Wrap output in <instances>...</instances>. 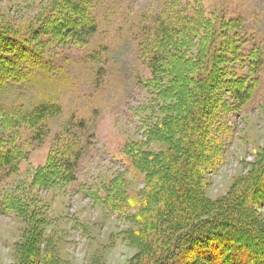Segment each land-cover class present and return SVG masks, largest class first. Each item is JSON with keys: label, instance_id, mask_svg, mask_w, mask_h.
Masks as SVG:
<instances>
[{"label": "rangeland", "instance_id": "rangeland-1", "mask_svg": "<svg viewBox=\"0 0 264 264\" xmlns=\"http://www.w3.org/2000/svg\"><path fill=\"white\" fill-rule=\"evenodd\" d=\"M55 1L0 0V27L30 37L41 50L40 64L32 74L3 90L2 103L27 108L51 99L61 107L59 117L41 126L44 133L38 139L35 134L40 127L26 125L6 128L0 134L1 151L11 147L22 156L17 173L0 182V195L13 198L12 208L19 205L16 207H22L25 215L32 213L36 219H44L42 233L60 264H127L138 251L122 234L127 228H136L126 217L133 214L134 208L111 212L88 194L94 192L95 197H103L108 184L118 183L115 178H122L120 195L132 200L145 184L127 155V143L141 142L147 144L143 148L152 150L167 148L164 141H149L146 132L164 116L173 115V111L165 109L166 105H173L168 97L171 94L156 99L145 88L142 80L149 72L137 48L143 36L139 32L142 22H153L166 3L90 0V11L98 25L96 33L83 44L71 40L61 44L37 32L43 22L53 19ZM182 2L198 4L204 16L213 21L222 17L234 23V30L237 28L239 32L233 46L240 47L244 54L237 72L246 75L253 85L251 100L238 108L232 107L223 116L229 129L218 138L222 142L221 161L211 169H204L201 179L204 195L216 202L215 209L233 188L237 189L240 178L264 153V75L262 71L252 72L247 63L255 49L264 55V0ZM241 86L246 89L245 83ZM224 98L232 103L228 94ZM4 118L0 115V120ZM80 121L84 125L79 131L75 126ZM72 135L83 145L76 180L41 185V179H37L39 168L61 151ZM254 210L264 219V199ZM25 226L15 209L7 207L0 211V264H17Z\"/></svg>", "mask_w": 264, "mask_h": 264}, {"label": "trees", "instance_id": "trees-1", "mask_svg": "<svg viewBox=\"0 0 264 264\" xmlns=\"http://www.w3.org/2000/svg\"><path fill=\"white\" fill-rule=\"evenodd\" d=\"M90 2L56 0L53 21L47 19L37 32L56 43H85L98 27ZM165 3L153 22H142L139 32L143 36L137 48L149 72L142 80L145 88L156 99L169 97L173 101L165 106L173 115L164 116L146 132L149 141H164L167 148L152 150L143 148L147 144L141 142L127 143V155L145 184L132 200L120 195L122 178H115L118 183L111 181L103 197H95L94 192L88 195L111 212L134 208L126 217L136 228H127L122 234L138 251L127 264H264V219L254 212L264 199V153L240 178L237 189L220 200L219 208L214 209L216 202L206 199L201 182L204 169L215 167L222 159L218 138L229 129L223 116L251 100L253 85L237 72L244 55L240 47L233 46L239 31L231 20L221 17L213 21L204 16L198 4L182 0ZM5 30L8 28L0 27V115L5 116L0 120V134L6 128L26 125L40 127L35 134L38 139L44 133L41 126L59 117L61 107L51 99L27 108L2 103L3 90L32 74L41 55L30 37ZM250 57L248 69L264 75L263 52L255 49ZM227 94L232 103L224 98ZM83 125L80 121L75 127L80 131ZM57 137L64 140L61 134ZM64 145L39 168L41 185L76 180L83 145L75 135ZM21 159L14 148L0 149V182L17 173ZM11 199L0 195V211L11 207L26 222L17 264H60L42 233L44 219L25 215L22 207H16L19 205L12 208Z\"/></svg>", "mask_w": 264, "mask_h": 264}]
</instances>
